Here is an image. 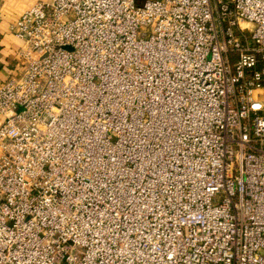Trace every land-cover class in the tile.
I'll use <instances>...</instances> for the list:
<instances>
[{
    "label": "built area",
    "instance_id": "built-area-1",
    "mask_svg": "<svg viewBox=\"0 0 264 264\" xmlns=\"http://www.w3.org/2000/svg\"><path fill=\"white\" fill-rule=\"evenodd\" d=\"M12 28L0 264H264V0H36Z\"/></svg>",
    "mask_w": 264,
    "mask_h": 264
},
{
    "label": "crops",
    "instance_id": "crops-1",
    "mask_svg": "<svg viewBox=\"0 0 264 264\" xmlns=\"http://www.w3.org/2000/svg\"><path fill=\"white\" fill-rule=\"evenodd\" d=\"M36 0H1L0 1V85L9 78L19 76L24 69V60L19 53L23 41L15 35L12 28L20 16ZM4 118H0V123Z\"/></svg>",
    "mask_w": 264,
    "mask_h": 264
},
{
    "label": "rangeland",
    "instance_id": "rangeland-1",
    "mask_svg": "<svg viewBox=\"0 0 264 264\" xmlns=\"http://www.w3.org/2000/svg\"><path fill=\"white\" fill-rule=\"evenodd\" d=\"M257 95L259 96V98H262L264 96V92H258ZM0 118L2 119V117H0Z\"/></svg>",
    "mask_w": 264,
    "mask_h": 264
}]
</instances>
